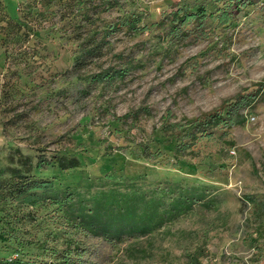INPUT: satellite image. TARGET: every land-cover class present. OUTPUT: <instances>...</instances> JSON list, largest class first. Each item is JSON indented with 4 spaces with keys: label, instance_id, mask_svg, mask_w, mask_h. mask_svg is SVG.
I'll list each match as a JSON object with an SVG mask.
<instances>
[{
    "label": "rangeland",
    "instance_id": "374dc122",
    "mask_svg": "<svg viewBox=\"0 0 264 264\" xmlns=\"http://www.w3.org/2000/svg\"><path fill=\"white\" fill-rule=\"evenodd\" d=\"M0 2V262L264 264V0L222 24L182 20L217 0ZM240 94V122L189 124ZM169 183L209 203L111 244L75 217L95 190Z\"/></svg>",
    "mask_w": 264,
    "mask_h": 264
},
{
    "label": "trees",
    "instance_id": "16d2710c",
    "mask_svg": "<svg viewBox=\"0 0 264 264\" xmlns=\"http://www.w3.org/2000/svg\"><path fill=\"white\" fill-rule=\"evenodd\" d=\"M221 6L215 12L207 13L205 9L198 8L196 11L185 14L182 20L193 18V16L204 19L212 16L218 24L227 23L233 19L238 12L247 6H250L255 0H217ZM3 6L0 2V19L3 20ZM7 25H1L3 29L12 26L8 20ZM263 85V84H261ZM253 99V98H252ZM250 95L240 94L233 97V100L226 102L225 115L221 110L215 108L210 112L203 113L190 119L189 124L208 126L211 123L223 122L231 124L241 121V114L237 111L238 107L249 104L252 100ZM56 163L61 168L75 167L78 162L74 158L54 156ZM49 160L39 159V166H46ZM46 181L35 179L20 183L14 188L15 192L21 193L42 186ZM17 190V191H16ZM212 190L206 185H179L178 183H169L164 188L162 195L150 196L146 198L143 193L120 192L116 188L110 187L107 190H95L89 196V204L84 203V199L77 198L78 209L75 217L82 228L93 237H101L106 244L120 240L126 234H145L155 227L161 226L171 217L179 216L192 209L194 206L202 204L207 205V198ZM164 197L168 199L167 206L164 205ZM2 264H11V262H0Z\"/></svg>",
    "mask_w": 264,
    "mask_h": 264
}]
</instances>
